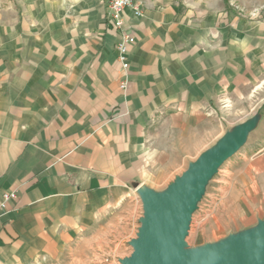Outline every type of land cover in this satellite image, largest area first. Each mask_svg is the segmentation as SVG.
<instances>
[{"label":"crops","instance_id":"1","mask_svg":"<svg viewBox=\"0 0 264 264\" xmlns=\"http://www.w3.org/2000/svg\"><path fill=\"white\" fill-rule=\"evenodd\" d=\"M136 1L123 70L107 0H18L0 39V193H16L0 216V264L60 252L124 203L159 110L205 120L241 83L243 19L217 14L218 0Z\"/></svg>","mask_w":264,"mask_h":264},{"label":"rangeland","instance_id":"2","mask_svg":"<svg viewBox=\"0 0 264 264\" xmlns=\"http://www.w3.org/2000/svg\"><path fill=\"white\" fill-rule=\"evenodd\" d=\"M218 2L217 14L243 19L245 28L252 31L243 38L244 72L237 89L212 98L204 110L206 119L194 123L169 122L166 110H159L158 117L147 124L140 178L127 187L124 203L107 206L98 222L73 237L60 252L43 255L31 264H122L133 251L131 241L143 217L137 187L161 193L199 155L243 123L251 127L243 144L208 179L196 203L185 250L219 244L255 229L264 220V0ZM17 9L18 0H0V39L3 33L10 36Z\"/></svg>","mask_w":264,"mask_h":264},{"label":"water","instance_id":"3","mask_svg":"<svg viewBox=\"0 0 264 264\" xmlns=\"http://www.w3.org/2000/svg\"><path fill=\"white\" fill-rule=\"evenodd\" d=\"M250 125L243 123L191 162L161 193L137 187L143 217L133 251L122 264H264V220L255 229L219 244L185 250V236L208 179L243 144Z\"/></svg>","mask_w":264,"mask_h":264},{"label":"built area","instance_id":"4","mask_svg":"<svg viewBox=\"0 0 264 264\" xmlns=\"http://www.w3.org/2000/svg\"><path fill=\"white\" fill-rule=\"evenodd\" d=\"M130 9L134 16L141 15L140 5L136 0H107L106 20L117 31L116 54L123 70L129 67L128 53L135 42L131 26L124 17L125 10ZM126 83H123V86ZM16 198L14 191L4 190L0 193V216L8 209L9 202Z\"/></svg>","mask_w":264,"mask_h":264}]
</instances>
